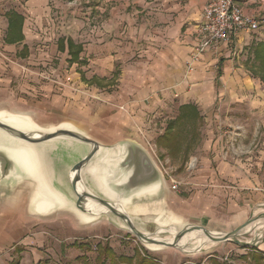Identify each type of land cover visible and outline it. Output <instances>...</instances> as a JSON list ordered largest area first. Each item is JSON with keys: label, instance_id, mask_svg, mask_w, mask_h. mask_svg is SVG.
I'll return each mask as SVG.
<instances>
[{"label": "crops", "instance_id": "obj_1", "mask_svg": "<svg viewBox=\"0 0 264 264\" xmlns=\"http://www.w3.org/2000/svg\"><path fill=\"white\" fill-rule=\"evenodd\" d=\"M30 1L37 8L44 4L43 0ZM213 1L74 0L72 3L67 0V6H62L65 22L61 30L65 35L59 39L55 34L56 28H60L53 19L54 9L33 10L32 27L45 28L53 34V41H47L48 48L53 51L54 43L57 52L69 60L70 65L87 68L85 73L72 76L73 84L65 81L69 79L67 72L55 75L60 82L50 84L52 92L44 95L46 100L41 101L45 104L38 107L45 116L36 110L34 114L38 120L46 118V122H41L43 125L69 124L102 146L98 158L80 174L85 188L104 198L108 197L106 193L112 195L120 189L125 193L127 212L146 231L163 226L158 221L165 215L169 220L167 224L176 227L197 225L210 231L228 229L244 224L251 213L263 205L259 203L262 194L258 182L238 181L242 165L227 163V158L219 151H194V145L202 137L201 128L209 121L203 119V114L213 115L217 93L213 80L228 82L233 76L238 78L242 74L241 68L236 66L238 55L248 47L254 53L255 47L264 42V0H241L244 13L258 19L259 30L232 35L228 43L202 55L194 71L189 73L186 64L199 44L197 30L203 11ZM83 5L85 7H79ZM15 13L24 18V41L26 39L25 16L15 10L8 11L4 40L7 46L24 43L6 42L9 15ZM23 51L28 52L26 45ZM253 59L247 62L248 68L246 64L250 73ZM115 77H118L117 86L113 91H106L99 84ZM172 110L176 116L168 119ZM212 124H217L213 118L209 125ZM184 143L187 149L181 152ZM127 145H137L151 156L163 175L161 190L158 185L152 193L144 189L137 197L129 199L132 189L125 180L126 170L119 168ZM89 150L87 145L64 142L44 155L47 181L63 203H53L47 207L46 215H37L35 207L32 209L29 203L30 195L27 200L23 195L20 203L14 205L19 209L15 214L6 207L1 209L0 217L9 218L7 225L14 223L13 215L19 216L9 234L20 231L23 243L31 244L30 225L35 222L46 225V235L66 241L76 240L80 232L100 224L124 231L118 222L108 217L88 223L87 215L75 207L77 198L69 175ZM151 150L160 157L167 154L173 160L184 162L196 159L200 164L193 170H189L187 163L183 164V169L176 167L171 176L163 172ZM244 170L250 171L249 168ZM170 178L180 183L176 191L172 190ZM109 198L113 200L112 196ZM151 217H158L153 220L156 225L153 230L147 228ZM65 222L68 225L65 226ZM0 230L2 232L1 227ZM253 252L264 258V239Z\"/></svg>", "mask_w": 264, "mask_h": 264}, {"label": "rangeland", "instance_id": "obj_2", "mask_svg": "<svg viewBox=\"0 0 264 264\" xmlns=\"http://www.w3.org/2000/svg\"><path fill=\"white\" fill-rule=\"evenodd\" d=\"M73 1L69 0L72 3ZM43 3L37 8L35 3L30 0H0V113L18 114L17 116H23V119L30 118L31 121L33 119L28 115L38 120L34 114L35 110L41 114L44 113L38 107L40 104H45L41 101L46 100L44 95L52 92L49 90L50 84L60 82L55 75L67 72L69 79H65V81L73 84L75 81L73 82L72 76L75 73H85V69H87L85 65H70V61L64 59L57 52L54 43L53 51L52 48H48L47 41L53 39L51 31L32 27L33 10L50 7L54 9V22L60 28H56L55 34L58 39L65 35L61 30V25L65 22L62 6H67V0H43ZM14 10L25 16L26 39L20 46H7L4 44L7 24L5 14ZM24 45L28 47V52L23 51ZM252 53L248 47L238 55L236 60L239 61V64L236 66L242 70V74L238 78L233 76L228 82L213 80L217 90L213 101V115L203 114V119L209 121H206L202 126V137L198 144L194 145L196 147L194 151L203 153L219 151L227 158V163L238 162L242 165V175L238 176V181L246 179L250 183H253L254 180L259 183L258 189L260 188V194H262L259 203H263V205L253 211L247 221L259 219L264 215V84L254 78L246 69L247 62L253 59ZM117 79L118 77L102 80L99 84L102 85V88H106V91H113L117 86ZM60 87L62 88L61 84ZM219 93H224V95L221 97ZM223 105L225 106L222 108ZM175 116L176 112L172 110L168 114V119H174ZM211 118L217 124L210 126ZM38 121L46 122L47 120L39 118ZM33 123L35 122L33 121ZM182 149L181 152H186V143L183 144ZM154 156L155 160L160 162L163 172L170 173L171 176L174 175L173 169L176 167L183 169V164L184 166L188 164L189 168L193 162L194 168L200 164V161L196 159H193L192 162L189 160L184 162L183 160H173L167 154L160 157L158 152ZM246 168H249V173L245 172ZM30 194L29 187L15 186L12 181L3 179L0 175V214H2L1 209L5 207L15 214V211H19L17 207L15 208V203H20L23 195L22 198L27 200ZM166 216H163L158 224L166 227V230H171L170 224H167L169 220ZM17 217L19 216H12L14 223L11 225H7L9 218L0 217L2 229V232L0 230V264H114V261H117L115 264H256L252 257L255 254L254 246L259 240V236L261 234L264 236V218H262L255 228L247 233H242L233 242L201 245L196 241V244L186 247V250L189 251L186 253L178 249L159 246H151L148 249L127 230L116 231L108 224L97 225L80 232L78 237H75L78 239L66 241L46 235L44 233L46 225L43 222H35L30 225L32 242L24 244L20 231L9 234L10 227L15 228L17 225ZM157 218L151 217L147 228L153 230L156 226L153 220ZM64 225H68L67 222ZM240 226L234 225L228 229H219L214 232L228 234ZM176 228L181 231L183 227ZM159 237L172 238L169 232L162 233ZM183 243L184 241L181 240L179 245ZM197 245L199 247L206 246L199 250Z\"/></svg>", "mask_w": 264, "mask_h": 264}, {"label": "water", "instance_id": "obj_3", "mask_svg": "<svg viewBox=\"0 0 264 264\" xmlns=\"http://www.w3.org/2000/svg\"><path fill=\"white\" fill-rule=\"evenodd\" d=\"M1 111L8 112L7 110ZM28 116H30L33 121L40 127L53 129V131L46 133H43L41 131H32L26 133L15 129L10 125L5 124L2 121H0V131L14 140H18L29 145H41L49 142H69L89 146L90 150L88 151L87 155L72 167L69 175L71 185L74 189L77 198L75 203L76 209L82 214L87 215V220H89L88 223L97 221V219L102 217H108L109 219L118 222L124 230H127L130 234L134 235L136 239L139 240L148 249L151 248V246H159L161 248L178 249L189 253V251L186 250V247L190 244H196L194 241L188 242L187 245L182 248H179L178 245L187 234L200 231H202L213 242V244L206 245H216L233 242L234 239L241 236L242 233H245L244 231L247 227H249L253 223L259 224L258 222H260L261 219L264 218L263 215L259 219L249 220L242 226L238 227L232 233L223 234L215 232L218 235H213L214 231H210L204 227H200L197 225H187L184 226L181 231H179V234L176 237H174V242L169 243V241L173 238L172 231L174 229L178 230V228H176V226L169 225L171 230H166V227L161 226L155 229L154 231H146L139 227V225L132 219V217L127 212L126 207L128 203H126L125 193L121 192L120 189L112 192L111 196L113 200H111L109 197L104 198L87 191L81 180L80 174L96 158H98L102 148L99 143L92 140L83 132L79 131L77 128L69 124L46 126L36 120L33 116ZM126 147L127 149L123 153V161L121 162L119 168L122 171L126 170L125 180L129 182L132 189V191L128 193L130 196L129 199L131 200L137 197L141 193V190L144 189H150L149 191L152 193L153 188L158 185L161 190L164 181L163 175L156 167L151 156L143 148L137 145H127ZM44 155L45 154H43V156ZM37 161L43 162L42 165L45 169V157H38ZM0 175L3 179L12 181L15 186L21 185L29 187V190H31L29 203H32V209L34 206L35 213L37 215L47 214V207L52 206L53 203L39 205L33 203L37 189L33 186H29L28 184H36L34 178L27 171H25L21 162L12 159L9 156L8 152L1 147ZM166 232H169L171 234V239H163L159 237L162 233ZM263 239L264 236L261 234L259 236V240L256 242V245L254 247H256L259 242ZM206 245L202 247H205ZM202 247H199L197 245V249L199 250H201Z\"/></svg>", "mask_w": 264, "mask_h": 264}, {"label": "bare ground", "instance_id": "obj_4", "mask_svg": "<svg viewBox=\"0 0 264 264\" xmlns=\"http://www.w3.org/2000/svg\"><path fill=\"white\" fill-rule=\"evenodd\" d=\"M17 115L0 113V121L26 133L32 131H41L43 133L53 131V129L40 127L39 125L33 123V121L29 120L30 118L23 119V116ZM38 127L44 130L39 129ZM61 144V142H49L41 145H29L18 140H14L0 131V147L5 149L12 159L21 162L25 171H27L35 180L36 184L29 183L28 185L37 189L33 200V203H36L37 205L57 202L63 203L62 198L52 191L51 186L47 181L46 171L42 165L43 162L37 161L38 157H44L43 154L56 149ZM106 195L111 197L110 193H106ZM256 224L257 223H253L247 227L244 232L246 233L250 231L252 228L257 226ZM178 234L179 231L177 229L172 231V235L174 237H176ZM213 235L218 234L213 232ZM182 241H184V243L182 245H178L179 248L185 247L190 241H198V243L201 245L204 243L210 244L212 242V240L202 231L189 233L182 239ZM172 242H174V239L169 241V243Z\"/></svg>", "mask_w": 264, "mask_h": 264}, {"label": "built area", "instance_id": "obj_5", "mask_svg": "<svg viewBox=\"0 0 264 264\" xmlns=\"http://www.w3.org/2000/svg\"><path fill=\"white\" fill-rule=\"evenodd\" d=\"M257 18L246 15L241 6V0H215L203 11L202 23L197 33L199 44L187 61V70L193 72L201 56L216 50L220 44L228 43L231 36L239 32L253 33L259 30ZM155 154V151L151 150ZM194 162L190 170L194 169ZM172 190L176 191L180 183L170 178Z\"/></svg>", "mask_w": 264, "mask_h": 264}, {"label": "trees", "instance_id": "obj_6", "mask_svg": "<svg viewBox=\"0 0 264 264\" xmlns=\"http://www.w3.org/2000/svg\"><path fill=\"white\" fill-rule=\"evenodd\" d=\"M9 30L6 42L7 44H17L24 41L23 24L24 18L18 14L9 15ZM253 65L251 73L264 84V42L257 45L253 53ZM76 60V59H75ZM256 264H263L264 258L260 254L252 255ZM117 261H114V264Z\"/></svg>", "mask_w": 264, "mask_h": 264}]
</instances>
